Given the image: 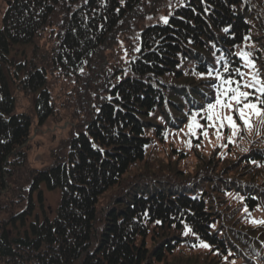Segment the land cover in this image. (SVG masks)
Wrapping results in <instances>:
<instances>
[{"label":"trees","instance_id":"1","mask_svg":"<svg viewBox=\"0 0 264 264\" xmlns=\"http://www.w3.org/2000/svg\"><path fill=\"white\" fill-rule=\"evenodd\" d=\"M157 1H10L0 28V193L11 183L15 192L26 177L40 206V185L59 191L60 200L42 220L31 196L20 211L7 202L0 264H264V224L252 223L264 221V125L256 121L253 132L232 144L224 139L220 145L227 147L205 149L203 136L188 137L191 167H184L187 153L177 146L194 113L206 124L216 71L228 63L250 73L238 52L251 53L264 79V0H163L168 24L151 12L123 65L93 69L114 36ZM46 31L56 42L46 55L50 67L76 78L86 73L82 81L95 101L67 154L27 172L32 120L15 112L11 86L36 95L39 125L52 116L53 102L45 71L31 61L22 73L25 62L10 55ZM184 224L196 235H183Z\"/></svg>","mask_w":264,"mask_h":264},{"label":"rangeland","instance_id":"2","mask_svg":"<svg viewBox=\"0 0 264 264\" xmlns=\"http://www.w3.org/2000/svg\"><path fill=\"white\" fill-rule=\"evenodd\" d=\"M10 1L12 0H0V28L2 26V18L10 4ZM170 3L172 2L170 1ZM162 6L165 8L163 9ZM171 9L172 6L168 7V11ZM139 11L140 12L135 15V19L129 22L126 28L119 31L114 36V40H112L110 44H107V46L102 50V55L95 62L96 64L93 66V69L98 66L103 68L105 71H110L113 67L123 65L126 59L129 58L128 51H130V47H132V44L137 42L136 38L138 32L142 29V25L152 20L148 19L151 17H149V14L155 11L153 14L156 15L154 19L157 17H163L165 13H167V8L165 6V1L162 0V2L157 1L155 5L151 4L148 12L142 10ZM53 40L54 37L51 33L46 31V34H43L40 38L36 39L34 44H31L30 46L17 47L15 49V53L13 52L10 55V57H14L15 54V60L17 62H25L21 67V70L25 69L22 73L26 71V68L28 69V67H25V64H29L31 61L36 68L45 71L47 79L44 89L50 92L51 100L53 102L54 112L52 116L39 125L34 108L36 95L18 88L16 83L11 86V91L15 98V112L24 113L30 116L32 120L29 140L26 145L27 162L24 170H27V172H29L28 170H42L67 154L68 140L71 135L77 131L78 124L82 122V116L86 119L87 116L84 113L85 108L92 111V105L95 101L90 99L91 90L87 89L85 81H82V78L87 76L86 73L80 74L79 77L76 78V76L73 77L72 75H64L60 71H54L50 67V64L47 62L48 57H46V55L49 54V50L56 44ZM38 51L44 54L38 56ZM34 52H36V55H33ZM5 70V68L2 69L3 72ZM21 78L22 77L19 79ZM86 91L88 96L85 95ZM89 99L90 101L88 103ZM83 104L86 105L82 106ZM255 122L256 121L254 120V123ZM209 132L211 143L206 142L205 149H211L213 146L219 147L220 143L230 135L229 130L228 133L223 134V140L217 141L214 130L209 129ZM181 138L185 141L188 140V136H183ZM177 146L183 148L185 151L184 153H187V160L183 161L182 164L185 165L184 167L188 165L191 167L192 165H190V163H195L193 152H191V150L187 148L184 143H177ZM163 149L164 147L160 148L161 153H159V156L161 157ZM204 153H209V150ZM25 179L27 178L25 177ZM25 179L23 177L19 179V184L17 185L15 192L13 191L15 185L11 183L9 184V189L6 190V192L0 193V220L3 222H6L8 216L5 217L3 214L4 209H1L6 207L7 202L12 203L9 204L10 209L13 208V210H17V208H15L17 206L20 211L21 208L24 209L26 205L25 200L28 195L31 196L34 205L33 210L34 213L39 215V220H42L44 215H48L50 218L55 212L60 200L59 191H48L43 185H40L41 189L39 188V191L42 192L43 196V204L41 207L39 201L37 200L38 192H32L30 195L26 189V187H29V179L28 183H25ZM3 195L5 197H3ZM6 228H8L7 224Z\"/></svg>","mask_w":264,"mask_h":264},{"label":"snow or ice","instance_id":"3","mask_svg":"<svg viewBox=\"0 0 264 264\" xmlns=\"http://www.w3.org/2000/svg\"><path fill=\"white\" fill-rule=\"evenodd\" d=\"M161 19L164 24L169 23L167 17H161ZM224 31L228 32L229 29L225 28ZM135 51L139 52L140 49L136 48ZM237 56L244 61V66L251 70L250 73L246 74L240 68L230 70L228 63L223 65V73L217 70L215 79L219 83L215 86V100L207 103L202 116L206 124H201L197 119L201 115L200 113H194L186 125L187 132L183 133L185 136L196 139L203 136L205 140L211 143L209 129L214 130L216 140L220 141L224 139L223 130L227 128L230 130V135L227 137L228 144H232L241 136L242 132L251 133L254 131V120L264 125V79L261 78L256 63L250 59L251 53L240 51ZM212 74L213 69H209L206 73L207 76H212ZM200 75L205 74L201 73ZM246 75H249L250 79L246 83H241L240 81L244 80ZM233 76L239 77L240 80L233 79ZM180 132H183V129H180ZM164 136L167 139L168 134L165 133ZM181 142L189 149L193 147L192 139ZM195 146L200 147L199 144ZM220 146L227 147L224 144ZM251 162L256 163L255 160ZM244 210L247 212V208ZM156 223L159 224L160 221H156ZM252 223L264 224V221H252ZM189 234L196 235L188 224H184L183 235L188 236ZM197 239L199 240L198 236ZM199 246L204 249L211 247L203 240L199 241Z\"/></svg>","mask_w":264,"mask_h":264}]
</instances>
